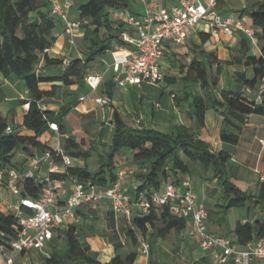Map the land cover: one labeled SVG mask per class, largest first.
<instances>
[{"label": "crops", "instance_id": "obj_1", "mask_svg": "<svg viewBox=\"0 0 264 264\" xmlns=\"http://www.w3.org/2000/svg\"><path fill=\"white\" fill-rule=\"evenodd\" d=\"M86 1L73 0L72 8L68 13L69 19L80 22V27L73 32L74 44L70 43L69 35L64 32V23L61 21L52 32L55 37L54 43L46 50L49 58L69 62L82 58L87 52L89 43L84 39L87 26L86 21L80 18L79 12L80 4ZM137 3L142 8L141 12L136 10ZM262 3L264 0H217L215 10L222 17L235 16L246 25L252 26L250 18L243 10L256 8ZM176 4V0H136L135 15H145L147 11L155 12L158 9L168 10ZM128 13L132 14L122 10H109L110 26L120 38L124 33L132 37L135 36L134 28L125 22ZM119 23H123V27H120ZM201 32L207 33L209 36L203 40L200 36ZM243 37L244 34L241 31L228 35L222 31H211L204 23H198L182 44L164 43L161 71L164 77H169L170 80L164 78L159 85L137 82L134 85L119 86L112 70L104 73L103 79L95 91H91L86 82H83L81 86L77 84L66 86L61 81L41 83L40 89L42 90H50L55 86V95L42 99L39 102V107L41 110L51 112L49 115L51 122L61 121L65 132L59 131L57 136L55 132L47 128L38 138L50 148L64 147L66 139L69 136L74 137V131L69 128V118L75 113L78 116L76 120L78 136L74 138L77 143L83 141V144L80 145L82 150L84 149L82 145L90 144V149L99 152V158L95 164L98 168V165L102 163L100 159L104 160L110 151L113 134L111 119L114 110L119 113L124 123L132 128L169 132L172 125L184 124L195 129V121L190 117L189 105L187 103L183 106L182 104L176 105L174 100V96L185 93L203 94L197 81L182 80V77L186 75L187 66L193 59L204 62L205 66L209 65L210 60L211 75L217 76L218 83L215 87H210L209 90L217 97L221 90L239 89L249 100L256 104H264V77L253 88L239 84L241 77L246 79L253 77L252 66L246 57L247 55L260 56L264 43L258 42L255 38L254 43L248 39L246 44L242 45ZM113 45L114 50L108 51L103 57L89 63L87 75L103 72L105 69L103 61L110 62L113 54L127 51L130 47L129 44L117 46L115 42ZM244 46L248 48L246 55L243 54ZM209 53L212 55L208 56ZM64 69L62 64L46 67L39 65L37 71L44 76H59ZM173 78L174 80H172ZM4 88L7 89V93L2 92ZM0 93L3 102L9 101L17 104L12 109H14V113L17 112L18 118L11 120L12 113L9 116L8 110L5 111L2 102H0V113L6 121L8 118L10 119L7 123L21 132L30 134L21 125L25 108H28V104L22 105V101L27 100L29 96L23 81L14 76L8 78L0 76ZM103 98L107 99V103L101 105L97 99ZM88 123L99 127V130L106 129L108 133L106 140H103L101 136L89 137V132L84 129L85 124ZM204 123L205 126L201 129L199 137L208 143L211 150L224 151L229 155L227 171L232 182L248 196L256 197L259 184L264 180V117L259 114L249 115L241 126L236 144L221 140L220 130L223 126V117L219 111L207 109ZM260 140H263V143ZM104 141L106 142L105 150L101 151ZM73 159H75L73 167L85 166L91 173L97 170V168L93 171L89 170L85 160H80L81 157H73ZM188 164L190 173H176L173 179L175 180L174 184L178 190L183 189L182 182L184 181H188L194 191L197 186L199 187V193H195L198 201L203 202L208 211L206 227L210 233L236 239L234 234L236 225L248 222L255 226L253 240L264 237V232L260 235L256 234L260 225L264 224V201L257 202L255 198H251L242 208L226 209L224 207L226 200L222 196V189L217 183V178L212 177L210 172L203 173L200 165L194 162H188ZM113 166L115 175L120 170L126 171L121 185L130 192L133 198L139 181L134 177L138 168L132 161L131 152L125 150L116 154L113 158ZM197 179L199 181L196 184ZM68 193L66 186L62 194L63 198ZM97 221L103 224L105 231L102 232L98 229ZM69 223L75 227L76 237L85 252L102 263L108 262L115 255L124 258L133 254L134 260L131 264H217L212 254L199 248L196 237L191 234L192 222L190 219H185L183 229H171L162 237L152 235L154 228L162 226L160 221H156L155 227L148 228L145 236L141 235V239L131 220L123 215L115 214L109 202L101 200L83 204L76 210V219ZM128 228L135 230L136 243H133L127 235ZM54 238H56V234L49 242L48 247L53 243ZM59 239L64 243L63 238ZM142 241L149 244L148 255L142 253ZM59 249H65V243ZM28 252L16 256L14 264H19L16 261L19 258L23 260ZM227 264L234 263L230 260ZM250 264H259V262L251 261Z\"/></svg>", "mask_w": 264, "mask_h": 264}, {"label": "trees", "instance_id": "obj_2", "mask_svg": "<svg viewBox=\"0 0 264 264\" xmlns=\"http://www.w3.org/2000/svg\"><path fill=\"white\" fill-rule=\"evenodd\" d=\"M135 3L136 0H87L80 4V18L86 21L87 26L84 39L89 43L88 50L82 58L67 62L61 75L44 76L37 71L39 65L46 67L60 65L63 62L60 59L49 58L46 54V50L55 41L52 32L61 22L60 19L50 14L46 0H0V76L4 78L14 76L23 81L29 96L27 100L22 101V105L28 104V108L22 116L21 125L30 132L26 134L14 128L13 132L4 133L8 123L0 113V168L22 171L27 158L52 150L38 138L48 128L47 123L51 114L50 111L41 110L39 102L54 96L55 86L50 90H42L40 84L61 81L66 86L73 84L81 86L88 76L86 71L89 63L114 50L113 42L117 46L128 45L112 30L109 10H122L135 15ZM243 12L252 22L257 41L264 43V3L256 8L244 9ZM119 26L123 27V23H119ZM200 36L205 40L209 35L201 32ZM247 40L244 35L242 45H245ZM247 52L248 48L244 46L243 54L246 55ZM211 55L212 53L208 54ZM246 59L252 66L253 77L251 79L241 77L239 84L253 88L264 77V44L260 56L247 55ZM164 78L170 80L169 77ZM184 79L197 81L203 90L202 95L185 93L174 96L176 105L183 102L189 105L195 129L184 124L172 125L169 132L132 128L127 126L114 110L111 119L113 134L108 156L104 160L100 159L102 163L93 173L85 166H72L66 169V175H62L61 178L74 176L81 180H90L99 186H108L116 179L113 171L114 156L128 150L131 152L134 165L138 168L134 176L139 181L135 189L136 194L160 190L165 179L173 180L178 172L189 174L188 162H194L200 165L203 173L210 172L212 177L217 178L222 196L226 200L224 204L226 209L242 208L251 198H255L257 202L264 201V180L259 184L258 195L248 196L231 180L227 171L229 155L224 151L211 150L208 143L199 137L201 129L205 126V112L211 108L219 111L223 117L221 140L236 144L241 126L249 115L259 114L264 117V104H256L249 100L239 89L221 90L217 97L209 90L218 83L217 76L211 75L210 60L209 65L205 66L204 62L193 59L187 66L186 75L182 77V80ZM57 123L59 131L64 133L63 123L61 121ZM81 144L83 141L77 143L74 137L69 136L63 148L71 157H85L88 151L82 150ZM20 194L24 197H37L38 188L35 187L33 179L23 181ZM156 221H160L162 226L154 228ZM131 222L142 236H145L148 228H154L153 236L162 237L171 229L181 230L185 226V219L171 215L166 208L160 210L152 208L147 214H134ZM15 225L13 215L0 210V232L3 234L0 239L14 237ZM254 228L255 226L248 222L238 223L234 230L236 244L241 247L253 240ZM263 232L264 224L260 225L256 234L260 235ZM55 234L57 238H63L65 249L50 244L48 256L44 257L43 264H131L134 260L133 254L124 258L115 255L106 263L93 259L81 247L75 234V227L70 224L57 230ZM127 235L133 243L137 242L134 229L128 228Z\"/></svg>", "mask_w": 264, "mask_h": 264}, {"label": "built area", "instance_id": "obj_3", "mask_svg": "<svg viewBox=\"0 0 264 264\" xmlns=\"http://www.w3.org/2000/svg\"><path fill=\"white\" fill-rule=\"evenodd\" d=\"M168 10L147 11L145 15L127 14L125 22L135 30L132 37L124 33L122 39L130 47L127 51L113 54L110 62L103 61L105 69L101 73H92L85 78L91 91L100 85L104 73L112 70L119 86L145 82L159 85L164 80L161 71V59L164 43L182 44L198 23H204L211 31H222L231 35L241 31L252 43L255 42V29L246 25L235 16L222 17L216 10L217 0H176ZM50 14L64 23V32L74 44L73 32L80 27L79 21L69 19L68 13L73 0H46ZM68 61L63 60L65 67ZM83 99V98H81ZM101 105L107 99H97ZM27 108H25V111ZM48 129L59 135L57 122L49 121ZM7 125L4 133L13 132ZM263 143V140H260ZM73 157L61 146L46 150L40 155L29 157L24 169L0 168V210L7 211L16 220L15 236L0 239V264H14L18 255L28 251H38L48 256L47 248L57 230L69 225L76 219V210L85 203L105 200L109 202L115 214L131 220L134 214H147L150 209H167L177 218L190 219L191 234L198 241L199 248L209 252L217 264H250L258 261L264 264V237L251 240L244 246H238L236 239L219 236L207 230L208 211L188 181L182 182L178 190L173 180L167 178L158 191L138 192L133 198L121 185L126 171L120 170L116 179L108 186H99L90 180H81L66 175V169L73 166ZM33 179L38 188L36 198L21 196L22 183ZM68 195L63 198L65 187ZM14 198V201L11 199ZM3 234L0 232V237ZM142 253L148 255L149 244L141 243Z\"/></svg>", "mask_w": 264, "mask_h": 264}, {"label": "rangeland", "instance_id": "obj_4", "mask_svg": "<svg viewBox=\"0 0 264 264\" xmlns=\"http://www.w3.org/2000/svg\"><path fill=\"white\" fill-rule=\"evenodd\" d=\"M137 5L138 6L136 7V10L141 12V10H142L141 6L139 5V3H137ZM4 91L7 93V89L4 88L2 90V92H4ZM0 102H2L3 109L5 111L8 110L7 113L9 114V116L12 113L10 117H11V120H14L17 117V112L14 113V109H12V108L14 107V105H17V104L14 102H9V101L3 102L2 97H0ZM183 104L185 105L184 102L182 103V106H183ZM17 111L20 113L19 110H17ZM77 118H78V116L75 113H73L72 116L69 118L70 119L69 120V123H70L69 128L74 131V137L78 136V131H77L78 125L76 124ZM7 121H10V119L8 118ZM88 124H85L84 129L86 132H89V137L91 136V138H92L93 136H98V137L101 136V137H103V140H106L107 135H108L106 129H100L99 130L98 129L99 127L92 126L91 123H88ZM105 146H106V142L104 141V142H102V145H101V151L105 150ZM82 147L84 148L83 149L84 151H88V155L85 157H81L80 160H85V162L88 165L89 170H91V171L95 170V168H97V165H95V164H96L97 159L99 158L98 157L99 152L95 149H90L91 148L90 144L89 145H82ZM73 161H75V159ZM195 177H197V176H195ZM198 181H199V179H197L195 181L196 184L198 183ZM195 192L199 193V187L198 186L196 187ZM11 200L14 201V198H12ZM97 225H98V229L100 231H102V232L105 231L103 224L98 222ZM137 234H138V237L142 239L141 233L137 232ZM52 242L55 245V247H57V248L62 247L64 245L63 241L60 240L59 237L54 238V240ZM43 259H44L43 254H40L36 251H29L26 254L25 258H23V260L19 258V260L16 262H19V264H21L22 262H24V264H42Z\"/></svg>", "mask_w": 264, "mask_h": 264}]
</instances>
